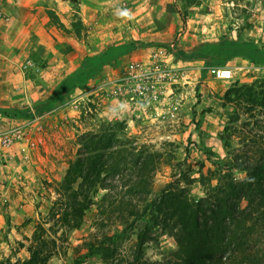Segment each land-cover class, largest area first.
<instances>
[{"label": "rangeland", "instance_id": "1", "mask_svg": "<svg viewBox=\"0 0 264 264\" xmlns=\"http://www.w3.org/2000/svg\"><path fill=\"white\" fill-rule=\"evenodd\" d=\"M98 2L0 0V109L12 111L0 110V134L12 137L0 145V264L135 263V235L100 244L121 229L116 215L105 226L99 221L96 204L108 191L86 186L76 195L80 180L63 186L84 134L114 128L127 137V195L140 185L137 194L148 200L172 183L198 203L223 187L237 161L264 156V68L236 61L228 66L232 78L219 80L210 62L194 63L211 44L264 47V0ZM111 46L122 48L110 66L86 72ZM123 50L134 53L122 58ZM132 63L145 67L139 81L127 79ZM68 81L78 83L58 96ZM230 172L235 181L247 178ZM65 195L95 203L81 222L53 216ZM171 228L164 235L156 228L140 264L170 258L177 248ZM255 244L263 248L264 236Z\"/></svg>", "mask_w": 264, "mask_h": 264}, {"label": "trees", "instance_id": "2", "mask_svg": "<svg viewBox=\"0 0 264 264\" xmlns=\"http://www.w3.org/2000/svg\"><path fill=\"white\" fill-rule=\"evenodd\" d=\"M250 44L244 43L246 46ZM133 46L130 44L127 48L132 49ZM225 46L230 47V51L233 50L231 47L239 48L240 45L228 42ZM205 48L201 49L202 54L194 56L200 58ZM233 55L234 51L228 57ZM176 56L184 60L187 54L179 51ZM106 63L101 61L90 70H100ZM86 72L78 76L79 82L87 77ZM78 81H68L64 89ZM0 110L8 114L12 112ZM26 113L30 114V110ZM80 145L77 160L69 168L63 186L70 190L80 180L76 195L84 192L86 186L92 189L99 186L108 191L96 204L99 221L105 226V221L112 220V216L116 215L114 220L120 223L121 229L112 236L104 237L100 241L102 246L114 244L122 236L135 235V263L132 264H140L145 245L155 240L156 228L161 227L164 235L172 226L167 234L174 238L177 248L170 252L167 261L160 264H264V247H254L256 241L264 236V156L257 160L245 158L237 161L225 175L223 187L214 192L216 194L211 193L195 203L182 195L185 194L184 190H179L172 183L153 200L137 194L141 193L140 185H133L127 195V137L116 133L114 128L103 133L84 134ZM233 168L246 172L247 178L235 181L230 172ZM148 177L144 188L146 194L150 192L152 184L151 173ZM133 193L136 196L127 199ZM73 197L65 195L54 204L53 216L60 214L62 221L76 219L81 222L86 211L95 203L87 195L82 201L77 196ZM243 202H246L245 206ZM95 247L94 244L89 245L90 253ZM34 260L36 254L30 262Z\"/></svg>", "mask_w": 264, "mask_h": 264}, {"label": "crops", "instance_id": "3", "mask_svg": "<svg viewBox=\"0 0 264 264\" xmlns=\"http://www.w3.org/2000/svg\"><path fill=\"white\" fill-rule=\"evenodd\" d=\"M98 1L99 0H90V1L88 0L89 3L94 2L95 4H97V3H99L100 5L103 4V3L98 2ZM231 42L232 43H238L240 45V46H238L239 48H237V46H234V47H231L233 50L229 51L230 47L225 46V44H227L228 41H226L224 43L211 44V45L207 46V48H205V52L203 53V55H201L200 58H198V59H200V62H194V63L201 66V64H204V63H202L201 60H203L204 62L208 61L211 63V65L215 69V68H218V66L221 65L223 63V61H225L223 65H226V66H221V67H228V66H230L229 64L238 61V63L245 62V63H250V64L257 65L259 67L264 68V47L259 46L255 42L246 41V40L234 39L233 41H229V43H231ZM210 43H214V42L210 41ZM244 43H252L253 45L250 44L251 46H246V45H244ZM254 45L256 46V48H254ZM121 48L122 47H117V46L109 47L108 54L106 55V57L103 54L100 55L99 56L100 60L98 62H100V61L109 62L110 58H113V57L115 58L118 55L117 50L121 49ZM233 51H234V55L228 57L229 53H232ZM227 52H228V55L226 54ZM132 54L125 55L124 50H123L122 58H126V57L128 58ZM104 58H106V59H104ZM109 66H110V64L106 63L103 66V68L106 69ZM86 68H87L88 72L91 71L90 70V68H91L90 64H88V67H86ZM65 89H64V85H61L58 89V91H59L58 96H60L61 93H63V91ZM25 194H26L25 191L21 190V192L19 193V196L21 198H24L23 196ZM21 208H22V206H21Z\"/></svg>", "mask_w": 264, "mask_h": 264}, {"label": "built area", "instance_id": "4", "mask_svg": "<svg viewBox=\"0 0 264 264\" xmlns=\"http://www.w3.org/2000/svg\"><path fill=\"white\" fill-rule=\"evenodd\" d=\"M167 48H169V47H167ZM159 52L162 53L163 50H160ZM212 70H213L215 77L219 80H229L233 76L232 70L229 67H218L215 69L213 68ZM129 72H130L131 77H127V79L128 78H131V79L137 78L138 81H139V78H142L144 75H146V73H144V72H146L145 67L140 65V64H133L132 63L129 66ZM133 84H134V82H133ZM141 87H142L141 84H137L135 91H138L139 88H141ZM140 92H141L140 93L141 95H144L142 91H140ZM11 142H12V137L9 134H7V133H4L2 135L0 134V145L2 144L4 146H7Z\"/></svg>", "mask_w": 264, "mask_h": 264}, {"label": "clouds", "instance_id": "5", "mask_svg": "<svg viewBox=\"0 0 264 264\" xmlns=\"http://www.w3.org/2000/svg\"><path fill=\"white\" fill-rule=\"evenodd\" d=\"M125 15H127V13L125 12Z\"/></svg>", "mask_w": 264, "mask_h": 264}]
</instances>
